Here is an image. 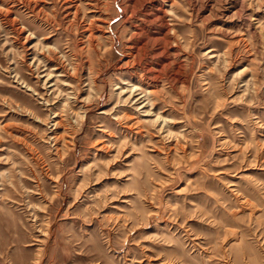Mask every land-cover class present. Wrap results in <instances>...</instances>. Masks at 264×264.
I'll list each match as a JSON object with an SVG mask.
<instances>
[{"label":"rangeland","instance_id":"rangeland-1","mask_svg":"<svg viewBox=\"0 0 264 264\" xmlns=\"http://www.w3.org/2000/svg\"><path fill=\"white\" fill-rule=\"evenodd\" d=\"M0 264H264V0H0Z\"/></svg>","mask_w":264,"mask_h":264}]
</instances>
